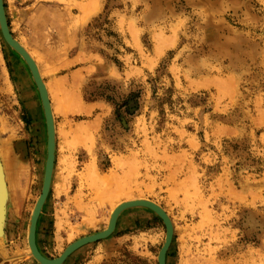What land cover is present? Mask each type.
Listing matches in <instances>:
<instances>
[{"label": "rangeland", "instance_id": "rangeland-1", "mask_svg": "<svg viewBox=\"0 0 264 264\" xmlns=\"http://www.w3.org/2000/svg\"><path fill=\"white\" fill-rule=\"evenodd\" d=\"M4 1L58 107L42 253L59 257L103 231L118 200L143 196L174 223L167 264H264V0ZM21 61L0 27V162L10 195L0 264H40L26 234L48 137ZM77 93L82 112L69 101ZM80 124L88 139L76 134ZM166 237L155 212L131 209L110 237L64 264H159Z\"/></svg>", "mask_w": 264, "mask_h": 264}, {"label": "bare ground", "instance_id": "bare-ground-1", "mask_svg": "<svg viewBox=\"0 0 264 264\" xmlns=\"http://www.w3.org/2000/svg\"><path fill=\"white\" fill-rule=\"evenodd\" d=\"M65 2V1H64ZM63 2V3H64ZM70 2V1H69ZM66 3V2H65ZM72 3V2H71ZM93 5V4H92ZM80 6V5H79ZM87 6V5H86ZM85 6V10H84V12L85 11H87L86 10V8L87 7H89V5L86 7ZM92 7V6H91ZM90 8V7H89ZM89 10V9H88ZM88 12V11H87ZM90 13V12H89ZM85 14V13H84ZM85 17V16H84ZM80 20H81V18H80ZM0 27H1V25H0ZM2 30V29H1ZM12 32V31H11ZM3 33V32H2ZM4 36V35H3ZM15 37V36H14ZM4 38H5V36H4ZM15 39L16 40H18L21 44H22V46L29 52V54L31 55V57L33 58V60H34V62L36 63V66L38 67V70H39V72H40V75H41V77H42V79H43V81H44V84H45V86H46V93H45V91L43 90V89H41L40 87H39V85H38V82L36 81V79H35V77H34V74H33V71H32V69H31V67H30V65H29V63H28V61L26 60V58L19 52V51H17L14 47H12L9 43H8V41L6 40V38H5V40H6V42L10 45V47L11 48H13V50L17 53V55H19V57H20V59L22 60L21 62H23L24 63V65L25 66H27L26 68H27V70H28V72L30 73V75H31V77H32V79H33V83L35 84V86H36V88H37V90H38V93H39V98H40V101H41V105L43 106V109H44V115H45V121H46V128H47V137H48V139H47V158H46V165H45V174H44V182H45V179H46V170H47V161H48V157H49V141H50V136H49V132H48V122H47V115H46V108H45V104H46V94H47V98H48V100L50 101V105L48 104L47 106H49V110H51V114L53 115V117H54V120H55V142H56V147H55V161H54V167H53V173H52V179H51V184H50V192H51V189H52V186H53V182H54V180H55V176H56V171H57V144H58V134H59V129H58V127H57V121H56V109L58 110V107L57 106H55L54 105V100H53V97H52V94L53 93H51V86H49V82L47 83V81L45 80V75H44V73H43V69H41V66H40V63L38 62L39 60V58L38 59H36V57L34 56L35 54L34 53H32L31 51H30V49L24 44V42L23 41H20L19 39H17L16 37H15ZM51 89V90H50ZM42 90H43V92H42ZM72 97H70V102L71 101H73V103H72V105H73V107L76 105V106H78L79 107V109H78V111L79 112H82V103H81V100H80V95L77 93V95H74V100H72L71 99ZM44 101H45V103H44ZM79 104V105H78ZM75 106V109L77 108ZM85 109L83 108V111H84ZM77 111V110H76ZM83 127H84V125L83 124H80L79 126H78V128H77V131H76V134H78V135H82V137L83 136H85V139L87 138H89L88 136L90 135V131H88V130H86V133H85V131H84V129H83ZM86 128H88V126L86 127ZM89 128H91V127H89ZM83 129V130H82ZM90 130V129H89ZM88 131V132H87ZM91 131H92V129H91ZM88 134V135H87ZM87 135V136H86ZM70 161V160H69ZM73 162V161H72ZM27 169H29V168H27ZM88 174L89 175H91L92 177H94L96 174H98V169H96V167L95 166H89V171H88ZM29 175H28V173H27V177H28ZM7 176H6V172H5V167H4V165L0 162V238H2L3 236H5V233H6V218H7V216H8V203H9V199H10V195H9V187H8V182H7ZM44 185V184H43ZM50 192H49V194H48V196H47V198H46V201H45V203H44V206L42 207V209H41V212H40V216H39V218H38V220H37V224H36V244H37V247H38V249H39V251L41 252V254L45 257V258H47V259H58V258H61V257H63V255H64V253H66V251L71 247V246H75L76 244H79L80 242H82L83 240H85V239H87V238H91V237H93V236H96L97 234H99V233H103V232H105V231H108L110 228H111V226H112V224H113V221H114V216H115V214H116V212L118 211V209L119 208H122L123 206H125L126 204H128V203H131L132 201L134 202V201H138V200H151V199H149V198H144L143 196L142 197H136V196H130V197H128V198H126V199H121V200H118V202L114 205V207H113V209H112V211H111V215H110V217H109V219H108V224H107V226L105 227V229L103 230V231H101V232H97V233H93V234H88V235H84V236H82V237H80V238H78V239H76V240H74V241H72L65 249H64V251L61 253V255L59 256V257H57V258H49V257H47L46 255H44L43 253H42V251L40 250V248H39V245H38V241H37V235H38V229H39V222H40V218H41V216H42V213H43V211H44V209H45V206H46V203H47V200H48V198H49V195H50ZM42 193H43V188H42V191H41V193L39 194V196L37 197V200H36V202H35V204H34V206L32 207V209H31V214H29L30 215V218L28 219V228H27V234H26V236H27V241H28V244H29V252L28 253H31V255L40 263V264H44L40 259H38L35 255H34V252H33V250H32V248H31V245H30V232H31V222H32V218H33V216H34V213L36 212V207H37V202H38V200L40 199V196L42 195ZM118 197V196H117ZM116 197V198H117ZM153 201V200H152ZM154 202H156V201H154ZM157 204H159V202H156ZM160 205V204H159ZM161 207H163L162 205H160ZM135 208H146V209H149V208H147V207H144V206H139V207H134V206H132V207H126V208H124L123 210H121V212L119 213V215L117 216V220H116V226H115V230H116V228H117V225H118V221H119V218L121 217V215L124 213V212H126V211H128V210H131V209H135ZM164 208V210L167 212V214L169 215V213H168V211L166 210V208L165 207H163ZM149 210H151V209H149ZM152 211V210H151ZM170 216V215H169ZM171 218V217H170ZM173 222V221H172ZM174 224V223H173ZM115 230L113 231V233L115 232ZM174 230H175V228H174ZM112 233V234H113ZM111 234V235H112ZM111 235H109L108 237H110ZM107 237V238H108ZM106 239V238H105ZM95 241H92V242H89V243H86V244H84V245H82V246H80L79 248H77L73 253H75L76 251H78L79 249H81L82 247H84V246H86V245H88V244H91V243H94ZM72 253V254H73ZM72 254H70L65 260H64V262H63V264L64 263H66V261L68 260V259H70V256L72 255Z\"/></svg>", "mask_w": 264, "mask_h": 264}, {"label": "water", "instance_id": "water-1", "mask_svg": "<svg viewBox=\"0 0 264 264\" xmlns=\"http://www.w3.org/2000/svg\"><path fill=\"white\" fill-rule=\"evenodd\" d=\"M0 25H1L3 35L5 36L8 43L12 47H14L17 51H19L26 58V60L28 61L29 65L33 71L34 77H35L36 81L38 82L39 87L41 89H43L46 93V90H45L46 86H45L44 81L40 75L38 67L36 66V63L34 62L33 58L29 54V52L22 46V44L18 40L15 39L14 34L11 32L4 0H0ZM43 90H42V92H43ZM46 100L47 101L45 104V108H46V115H47V122H48V132H49V136H50V138H49L50 139V141H49V157H48V161H47L46 179H45V182L43 185V193L37 202V207H36L37 209H36V212L34 213V216L32 218V222H31L30 245H31V248L34 252V255L38 259H40L44 264H63L64 260L70 254H72L77 248H79L80 246H82L86 243L92 242V241L98 242V241L104 240L109 235H111L113 233V231L115 230L117 216L119 215L121 210H123L126 207L144 206V207L151 209L153 212H155L164 221V223L166 225L167 237H166L165 243L163 244V246L159 252V264H167L168 252L170 250V247H171V245L173 243V239H174V233H175L174 224H173L170 216L164 210V208L152 200H138V201H134V202L132 201L131 203L126 204L122 208H119L118 211L116 212L115 216H114L113 224L108 231H105L103 233H99L96 236H93L91 238H87V239L83 240L82 242H80L79 244H76L75 246H71L66 251V253H64L63 257H61V258L47 259L41 254V252L39 251L37 244H36V224H37V220L40 216L41 209L44 206L46 198L50 192V184H51L54 161H55V147H56L55 120H54L53 115L51 114V110H49V106H47L48 104L50 105V101L47 98V94H46ZM44 103H45V101H44Z\"/></svg>", "mask_w": 264, "mask_h": 264}, {"label": "crops", "instance_id": "crops-1", "mask_svg": "<svg viewBox=\"0 0 264 264\" xmlns=\"http://www.w3.org/2000/svg\"><path fill=\"white\" fill-rule=\"evenodd\" d=\"M41 218H42V216H41Z\"/></svg>", "mask_w": 264, "mask_h": 264}]
</instances>
